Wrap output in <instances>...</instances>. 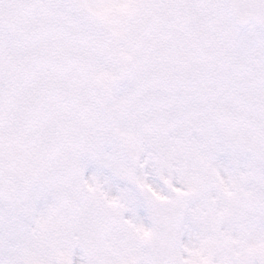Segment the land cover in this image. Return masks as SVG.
I'll return each mask as SVG.
<instances>
[{
	"label": "rangeland",
	"instance_id": "obj_1",
	"mask_svg": "<svg viewBox=\"0 0 264 264\" xmlns=\"http://www.w3.org/2000/svg\"><path fill=\"white\" fill-rule=\"evenodd\" d=\"M0 177V264H83L79 195L135 217V184L189 194L188 263L252 264V234L264 264L263 33L225 0H0Z\"/></svg>",
	"mask_w": 264,
	"mask_h": 264
},
{
	"label": "flooded vegetation",
	"instance_id": "obj_2",
	"mask_svg": "<svg viewBox=\"0 0 264 264\" xmlns=\"http://www.w3.org/2000/svg\"><path fill=\"white\" fill-rule=\"evenodd\" d=\"M178 7L185 8L182 5ZM116 201L118 202L114 203L115 207L113 209H115L116 212L118 211L119 213L117 212L116 214H113L114 220H112L111 224L109 223V230L107 232H105V230H100L98 233L99 237H104L106 235L109 238L108 253L111 254V257L109 258V260H106V262L108 264H147L148 261V264H151V261L149 259L148 247L150 242L154 238L155 232L153 230L152 221L147 207L143 203H140L137 209L136 216L134 217L127 208L125 199ZM110 203H112L111 200L103 199L102 205H109ZM100 204V201L98 203H94V205ZM215 218L217 222H214V226L218 225L223 219L222 209L220 210V213H216ZM212 223L213 221L210 220L208 224L212 226ZM148 226H150V230H147ZM132 227L135 229H131ZM217 233V238H221V231L217 230ZM239 237L242 238L239 243L241 246V250L247 252V260L250 263L254 264V236L252 234H241L239 235ZM94 238V234L88 236L87 252L89 254L84 260L82 258L83 264H94L95 261L99 260V258L98 260L95 258V248H93L91 244ZM245 244H247V248L244 247ZM182 245V243H179V245H177V248H175L174 250V254L177 255L184 263H186L187 260L184 259L183 255L181 254ZM115 248L118 250V256L112 254V251ZM142 254H144V257L142 256ZM242 258H244V256ZM73 264L75 263L73 262Z\"/></svg>",
	"mask_w": 264,
	"mask_h": 264
},
{
	"label": "water",
	"instance_id": "obj_3",
	"mask_svg": "<svg viewBox=\"0 0 264 264\" xmlns=\"http://www.w3.org/2000/svg\"><path fill=\"white\" fill-rule=\"evenodd\" d=\"M233 20L238 27L254 23L264 32V0H226ZM137 191L149 207L154 228L155 240L150 246L153 264H179L172 257L178 226L187 206L186 194L169 191V199L161 201L150 191L137 186ZM60 264H67L62 262Z\"/></svg>",
	"mask_w": 264,
	"mask_h": 264
}]
</instances>
